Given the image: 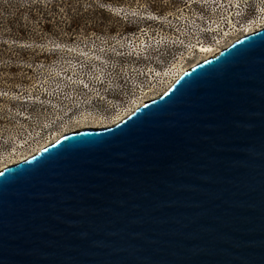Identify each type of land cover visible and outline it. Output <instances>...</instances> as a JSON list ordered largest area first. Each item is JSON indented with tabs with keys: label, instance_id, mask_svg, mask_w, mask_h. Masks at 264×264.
Instances as JSON below:
<instances>
[{
	"label": "water",
	"instance_id": "obj_1",
	"mask_svg": "<svg viewBox=\"0 0 264 264\" xmlns=\"http://www.w3.org/2000/svg\"><path fill=\"white\" fill-rule=\"evenodd\" d=\"M0 264H264V27L0 170Z\"/></svg>",
	"mask_w": 264,
	"mask_h": 264
},
{
	"label": "rangeland",
	"instance_id": "obj_2",
	"mask_svg": "<svg viewBox=\"0 0 264 264\" xmlns=\"http://www.w3.org/2000/svg\"><path fill=\"white\" fill-rule=\"evenodd\" d=\"M9 1L2 0L0 6ZM63 1L52 15L67 23L55 25L52 21L50 33L42 34L36 27L38 35L28 34L27 40L19 44L0 29V170L36 154L66 132L112 126L142 101L163 95L170 87L168 82L154 87L143 98L136 97L129 106L115 104V109H106L90 103L96 91L84 93L86 82L93 85L103 73L125 74V66L116 72L105 65L120 60L143 37H161L164 46L174 47L180 29L188 31L189 22L212 17L210 1L218 0ZM107 1L124 4L112 7ZM2 7L0 14L6 19L17 13L14 8ZM27 15L24 11L19 20L25 30ZM239 38L214 46L211 52L192 54L181 64V73ZM183 40L189 42L192 38Z\"/></svg>",
	"mask_w": 264,
	"mask_h": 264
},
{
	"label": "built area",
	"instance_id": "obj_3",
	"mask_svg": "<svg viewBox=\"0 0 264 264\" xmlns=\"http://www.w3.org/2000/svg\"><path fill=\"white\" fill-rule=\"evenodd\" d=\"M210 2L213 16H205L203 21L201 18L188 21L189 24L192 23L190 30L180 29L181 32L179 31L180 35L174 47L173 45L164 46L160 42L161 37L160 39L143 37L141 41L136 42V47L132 46L120 60L114 59L110 62L112 64L107 61L109 64H107L108 67L105 65L106 69L112 68L117 72L116 69L125 66L126 72L123 75L118 72L117 74L103 73L95 79L93 85L86 82L84 94L89 90L97 92L90 103L94 102L106 109H115L113 107L115 104L129 106L136 97L143 98L149 95L154 87H161L166 82L170 85L174 79L176 81V77L180 78V66L192 54L211 52L214 46H222L232 38L243 37L248 29L254 33L257 26L261 24L259 22L264 24V0ZM183 25L185 24L181 27ZM184 38H192V40L185 42ZM114 84L116 85L113 86Z\"/></svg>",
	"mask_w": 264,
	"mask_h": 264
},
{
	"label": "trees",
	"instance_id": "obj_4",
	"mask_svg": "<svg viewBox=\"0 0 264 264\" xmlns=\"http://www.w3.org/2000/svg\"><path fill=\"white\" fill-rule=\"evenodd\" d=\"M0 2H2V0H0ZM59 3L63 4L64 1L48 0V2H44L43 0H28L22 3L19 0H10L9 2H5V6L0 7L7 9L14 8L15 10H17V13L12 19H6L4 18V15L0 14V29L2 30L1 32L4 33L5 36L10 37L16 42H19V44L24 42V40H27L26 38H28V34L37 36L38 30L36 29V27L42 34L50 33L51 31L48 30L52 28V21L53 23H55V25H60L66 22V20H62L61 17L55 18L52 15V12H56L55 6H57ZM107 3V5L112 7H116L119 4V6L124 4H122L121 1L119 3H117L116 1H107ZM24 11H26L28 14V23L26 24V30L22 28L23 24H21L19 21L21 14L24 13ZM72 36L74 35L72 34ZM45 53L47 54L48 52H44V54Z\"/></svg>",
	"mask_w": 264,
	"mask_h": 264
},
{
	"label": "bare ground",
	"instance_id": "obj_5",
	"mask_svg": "<svg viewBox=\"0 0 264 264\" xmlns=\"http://www.w3.org/2000/svg\"><path fill=\"white\" fill-rule=\"evenodd\" d=\"M262 27H264V24H260L259 26H257V29H256V30H259V29H261ZM256 30H255V31H256ZM255 31H254V32H255ZM246 33H247V34H250V33L252 34V32H251L250 29H248ZM224 49H225V48H224ZM221 51H222V50H221ZM221 51H220V52H221ZM214 56L216 57L215 54H214V55L212 54L211 56L209 55V57H207V59H209V58H211V57H214ZM205 60H206V59H205ZM187 70H188V69H185V70L181 73V75H182L184 72H186ZM176 78H178V77H176ZM174 81H175V79L173 80V82H174ZM173 82H172V83H173ZM171 85H172V84H170V86H171ZM168 88H170V87H168ZM167 90H168V89H167ZM167 90H166V91H167ZM166 91H165V92H166ZM165 92H164V93H165ZM157 97H158V96H157ZM157 97H153V98H151L150 100L155 99V98H157ZM148 101H149V100H148ZM146 102H147V100H146ZM144 104H145V101L141 102L140 105H137V106L135 107V110H136L138 107H140L141 105L143 106ZM133 110H134V109H133ZM135 110H134V111H135ZM134 111H133V112H134ZM131 113H132V112H131ZM131 113H130V114H131ZM130 114H129V115H130ZM125 118H126V117H125ZM125 118L123 117L121 120H123V119H125ZM121 120H120V121H121ZM116 124H117V123H116ZM114 125H115V124H114ZM112 126H113V125H112ZM109 127H111V126H109ZM102 128H103V127H102ZM106 128H108V127H106ZM84 129H85V128H84ZM88 129H92V128H88ZM80 130H82V129H80ZM74 132H75V131H74ZM66 133H68V132H66ZM70 133H72V132H70ZM64 134H65V133H64ZM64 134L60 135L59 137L63 136ZM50 144H51V143H50ZM48 145H49V144H48ZM32 155H33V154H32ZM32 155H29V157H31ZM24 159H25V158L21 159V160L18 161L17 163H20V162L23 161ZM12 164H14V163H12ZM15 164H16V163H15Z\"/></svg>",
	"mask_w": 264,
	"mask_h": 264
}]
</instances>
